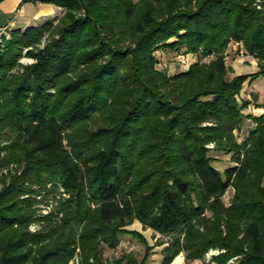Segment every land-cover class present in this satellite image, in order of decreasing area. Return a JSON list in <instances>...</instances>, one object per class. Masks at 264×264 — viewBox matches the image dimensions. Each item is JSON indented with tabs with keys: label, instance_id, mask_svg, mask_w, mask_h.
Masks as SVG:
<instances>
[{
	"label": "trees",
	"instance_id": "obj_1",
	"mask_svg": "<svg viewBox=\"0 0 264 264\" xmlns=\"http://www.w3.org/2000/svg\"><path fill=\"white\" fill-rule=\"evenodd\" d=\"M28 1L64 13L0 38V264H104L126 233L146 252L116 263L147 264L135 221L168 237L162 264H264V115L240 142L251 75L225 57L238 43L264 75V0ZM162 48L200 59L170 74Z\"/></svg>",
	"mask_w": 264,
	"mask_h": 264
},
{
	"label": "rangeland",
	"instance_id": "obj_2",
	"mask_svg": "<svg viewBox=\"0 0 264 264\" xmlns=\"http://www.w3.org/2000/svg\"><path fill=\"white\" fill-rule=\"evenodd\" d=\"M26 3V2H25ZM40 3L43 2H31L25 4V15L26 17H31L34 19L27 20V21H20L21 11L17 12L16 15H18L19 19L16 21L11 17L12 21L14 20L13 25H9L5 29L3 27H0V33L1 35H7L9 36L10 33L17 29L18 27H21L23 29H26L29 26L32 25H41L44 24L47 21L53 20L57 21L63 13L64 9H59L57 14L53 17H44L46 16L48 12V9L46 6H42ZM49 4V3H44ZM50 16V15H48ZM1 20V19H0ZM0 22L3 23L1 20ZM16 22V23H15ZM2 28V29H1ZM2 37V36H1ZM46 40V39H45ZM160 52H163V54H157L159 58L160 65H158L159 68L166 70L168 73H172L174 71L180 70L182 67L188 68L190 67L194 62H197L200 59V56L196 53H182L180 51H174L168 50L165 48L159 49ZM238 52V53H236ZM230 56V57H229ZM226 61L227 65L230 68L229 77L232 78L235 75L237 76L238 72H244L242 74H249L251 77L245 82L244 88L242 89L241 95L238 97L240 101L243 99H247L250 101V104L243 110V113L245 115V121L242 126V128L238 131L236 130L235 134L237 135V138L240 142L244 141L250 134L251 131L257 126V122L255 121L254 117L264 115V75L252 79V75L254 73H257L259 71V62L253 58L251 55L247 54L244 51V48L240 47L238 43H231L229 48L226 51ZM253 58V59H252ZM212 58H204L203 61H210ZM255 59V60H254ZM23 63H31L33 60L28 57H22L20 59ZM212 150L215 148V143L212 142L207 145ZM211 155L215 157L213 164L218 167L220 170H224L227 168V166L233 164L232 160V154L229 153H218L215 151L211 152ZM234 195V189H229L224 197V200L227 204H230L231 199ZM44 197H47L49 201V204L47 202H41L39 205H37L39 208H41L42 214H48L51 211L52 206H57V199L60 196V193L58 190H55L52 185L48 186L47 190L42 191V195ZM32 228L38 229L39 224H35L32 226ZM129 229L135 230L140 232L143 237H145L152 246L151 254L149 256V260L147 264H162L164 259V249L168 245V237L165 235H162L160 233L155 232L151 228H144L142 223H139V221H135L132 225L128 227ZM224 250L220 249H210L205 257L202 259H195V260H187L186 253L181 252L178 256L175 257V259L170 264H217V261L214 260V256L223 252ZM146 252V244L144 241L141 240L140 237L135 236L133 234H122L121 235V241L118 248H109L105 247L104 250V264H117L118 260L127 253H133L135 254L139 259H142V257L145 255ZM79 256L76 255L74 259L71 260L70 264H75L76 262H79ZM234 259H231L230 262H233ZM229 262V263H230Z\"/></svg>",
	"mask_w": 264,
	"mask_h": 264
},
{
	"label": "crops",
	"instance_id": "obj_3",
	"mask_svg": "<svg viewBox=\"0 0 264 264\" xmlns=\"http://www.w3.org/2000/svg\"><path fill=\"white\" fill-rule=\"evenodd\" d=\"M27 3H31V1H28V0H3L2 2H0V19L3 21V23L0 22V27L6 28L10 24L13 25L14 24V20L17 21L19 19L18 15H16L17 12H19V11L22 12L21 13L22 17L20 18V21H27L28 19L29 20L34 19L35 17L34 18L29 17L28 18L25 15L26 14L25 13V4H27ZM40 5H41V8H42V6H46L47 9H48L49 13H47L46 16H44L46 18L53 17L54 15L57 14L59 9H62V8L56 6V5H53V4L40 3ZM48 15H50V16H48ZM11 17H13V19H14L13 21H12ZM160 51L161 50H158L157 53L159 52L160 55L163 54L164 51L163 52H160ZM172 52H174V51H172ZM159 65H160V62H159ZM183 70H186V68L182 67L180 70L174 71V72H172L170 74H174V73H177V72H180V71H183ZM238 73L242 74L244 72L242 71V72H238Z\"/></svg>",
	"mask_w": 264,
	"mask_h": 264
},
{
	"label": "built area",
	"instance_id": "obj_4",
	"mask_svg": "<svg viewBox=\"0 0 264 264\" xmlns=\"http://www.w3.org/2000/svg\"><path fill=\"white\" fill-rule=\"evenodd\" d=\"M1 29H2V28H1ZM4 29H5V28H4ZM1 36H2V35H1V33H0V38H1Z\"/></svg>",
	"mask_w": 264,
	"mask_h": 264
}]
</instances>
